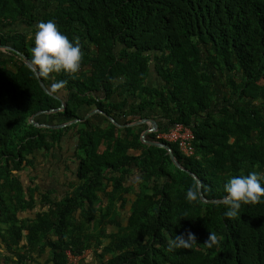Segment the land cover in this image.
Here are the masks:
<instances>
[{
  "label": "trees",
  "instance_id": "1",
  "mask_svg": "<svg viewBox=\"0 0 264 264\" xmlns=\"http://www.w3.org/2000/svg\"><path fill=\"white\" fill-rule=\"evenodd\" d=\"M48 20L78 38L82 52L76 73L42 77L50 93L24 57ZM0 45L8 46L0 49V264L45 252L36 264H67V250L82 255L105 239L96 264H264V197L233 218L223 202L232 177L255 172L264 187V0H0ZM95 108L121 124L155 114L159 130L190 126L193 155L168 143L187 170L144 142L143 129L104 114L63 128L30 122L39 111L51 112L34 121L56 125ZM70 131L71 190L55 200L42 194L49 207L21 219L36 200L17 172ZM189 188L196 199L186 198ZM189 231L190 248L169 250ZM210 232L218 241L211 247Z\"/></svg>",
  "mask_w": 264,
  "mask_h": 264
},
{
  "label": "clouds",
  "instance_id": "2",
  "mask_svg": "<svg viewBox=\"0 0 264 264\" xmlns=\"http://www.w3.org/2000/svg\"><path fill=\"white\" fill-rule=\"evenodd\" d=\"M36 29L35 43L31 49L29 63L37 71V74L45 77L52 72L76 73L80 68L82 59L79 39L70 41L66 35L58 30L52 20L39 22ZM56 86L58 85H53V87ZM225 191L227 195L223 197V202L228 206V211L225 212V216L228 218L238 216L242 204H254L264 197V187L261 186L255 172L249 173L247 176L232 177L226 183ZM196 195L197 193L189 188L186 198L194 200ZM195 240V235L191 231L188 232L187 238L183 234L176 235L174 239L168 242L169 250L190 248ZM217 242L216 235L210 232L205 243L211 247Z\"/></svg>",
  "mask_w": 264,
  "mask_h": 264
},
{
  "label": "crops",
  "instance_id": "3",
  "mask_svg": "<svg viewBox=\"0 0 264 264\" xmlns=\"http://www.w3.org/2000/svg\"><path fill=\"white\" fill-rule=\"evenodd\" d=\"M95 109H98V108H95ZM96 113L102 114L100 112H96ZM96 113L92 114L93 116L92 115L89 116L91 121L94 123L104 121L103 117L101 115H97ZM147 114H150V111H147ZM148 117L156 119L155 114L153 115L150 114V116ZM141 119L137 118L136 120H141ZM136 120L131 123H126V124H129V126H138L139 128L143 129V131L146 129H150L152 127L150 121H142V120H141L142 121L141 124L132 125L134 124V122H136ZM126 124H121L123 126H118V127H121V128L129 127V126H126ZM142 133H141V136H142ZM150 133H153V132H149V134ZM75 145H76V136H72V132L70 131L67 133V135H65L60 145H57L55 148H52L49 151L44 149L36 153L37 155L38 153L44 152L46 155L51 157L52 161H54V163L51 162L53 163V165H46L45 170H42V171H40L38 169V166L35 165L34 167H31V166L25 167L23 170H20L19 172H17V174L19 175V178L22 180V183L24 184L27 195H28V189H31L32 196L34 200H36V205L33 208L26 209L22 213H20L21 219L22 218H24V220L34 219L37 212L46 210L49 207V204L41 202L42 194L50 193L49 195L50 198L55 200L56 198L63 197L65 194L68 193V191L71 190V182L74 181V176L72 175H73L74 169L76 168V166L71 163L72 162L71 156L73 155V152L75 150ZM54 157H58L56 161L54 160ZM24 175L26 179L24 178ZM36 186L38 190L35 189ZM128 197L131 201L134 199L132 198V196H128ZM130 207H131V203H128L124 209H121L122 219H124L126 215L128 217L130 213ZM107 231L114 232L116 230H111V227L108 226ZM24 233L26 234L27 232L24 231ZM109 241L110 239H105L101 247L100 246L93 247V248H90L84 251V253L81 255L80 263L81 264H96L98 259H97V256L95 255V252L99 253L100 251H102V247L108 244ZM24 242H25V239L22 241V243ZM22 243L20 245H22ZM1 251L6 252L4 249H1ZM46 254H48V252H45L43 255H40L39 257L37 256L36 262L34 260L32 261L30 258H25V260L21 264H36L37 262H43L48 257L46 256ZM109 257L110 256L107 255L105 259H108ZM13 264H20V263H13Z\"/></svg>",
  "mask_w": 264,
  "mask_h": 264
},
{
  "label": "water",
  "instance_id": "4",
  "mask_svg": "<svg viewBox=\"0 0 264 264\" xmlns=\"http://www.w3.org/2000/svg\"><path fill=\"white\" fill-rule=\"evenodd\" d=\"M5 48H8V46H5V45L2 46V45H0V49H5ZM9 48H10V47H9ZM24 57L27 59L28 65L30 66V63H29L30 59H28L25 55H24ZM30 67H31V66H30ZM31 68L34 70L33 67H31ZM34 71H35L36 74H37V71H36V70H34ZM37 77H38V79H39V81H40V84H41L42 87L44 88V90L50 93L51 91H50V89L46 86V84L44 83V81L42 80V77L39 76L38 74H37ZM64 107H65V104H63L60 108L55 109V110H51V111H55V112H56V111H61V110L64 109ZM51 111H39V112H37L36 114H34V115L30 118V122L33 123L34 125L38 126V127H47V128H52V129H53V128H63V127H66V126H68V125H70V124H72V123H76V122H79V121H81V120L84 121V120H86L89 116H91L92 114H94V113H96V112H100V113L106 115L107 118H109V119H110L114 124H116L117 126H123V125H121L120 123H118V122L115 120V118H114L113 116L108 115L105 111H102L101 109H94V110L90 111V112L85 116L84 119H74V120H72V121H69V122H66V123H62V124H56V125H51V124H40V123H37L36 121H34V119H35L36 116H38V115H40V114H43V113H48V112H51ZM141 120H142V121H150V122H151V125H152V127H151L150 129H146V130L143 131L142 136H141L142 140H143L144 142L150 144V145H155V146L163 147V148L167 149V151L169 152V154H170L172 160L174 161V163H175L179 168H181V169H183V170H187L184 166L181 165L180 161H179L178 158L175 156V154H174V152H173V149H172V146H171V145H169V144L166 143V142L155 141V140H149V139H147V136H148L149 132L157 131V130L159 129V128H158V127H159V123H158V121H157L156 119H154V118H151V117H144V118H142ZM141 120H136V122H134V124H132V125L141 124V122H142ZM126 126H129V124H126ZM196 179H198L199 184H200V187H199L200 195H201V197H202V199H203L204 201H207L208 199L204 197V195H203V193H202V191H201L202 182H201V180H200L197 176H196ZM211 201H213V200H211Z\"/></svg>",
  "mask_w": 264,
  "mask_h": 264
},
{
  "label": "built area",
  "instance_id": "5",
  "mask_svg": "<svg viewBox=\"0 0 264 264\" xmlns=\"http://www.w3.org/2000/svg\"><path fill=\"white\" fill-rule=\"evenodd\" d=\"M156 133V140H164L166 143H176L180 151L190 156L195 153L194 140L195 133L193 129L183 123H175L165 130L153 131ZM67 264H81V255H76L72 251L67 250Z\"/></svg>",
  "mask_w": 264,
  "mask_h": 264
},
{
  "label": "rangeland",
  "instance_id": "6",
  "mask_svg": "<svg viewBox=\"0 0 264 264\" xmlns=\"http://www.w3.org/2000/svg\"><path fill=\"white\" fill-rule=\"evenodd\" d=\"M11 65V67L13 66V64L11 63L10 64ZM14 67V66H13ZM150 85H156V82H155V80L154 79H152L151 81H150ZM38 123V122H37ZM73 150V149H72ZM73 152V151H72ZM58 157H54V160L56 161V159H57ZM71 160V159H70ZM51 162H53L54 163V161H52V159H51V157H49L48 155H46L44 152H41V153H38L37 155H36V157H35V165H37L38 166V169L40 170V171H42V170H45V167H46V165H53V163H51ZM71 162V161H70ZM27 170V169H26ZM24 178L26 179V177H25V175H24ZM135 178V177H134ZM68 179V178H67ZM70 179V178H69ZM132 195H128V196H132V198H135V195H134V193H131ZM125 216V215H124ZM122 221L124 222V224H126V221H127V215L125 216V218L124 219H122ZM111 227V230H116V228L114 227V226H110ZM46 256H48V254H46ZM45 256V257H46ZM44 257V258H45Z\"/></svg>",
  "mask_w": 264,
  "mask_h": 264
}]
</instances>
